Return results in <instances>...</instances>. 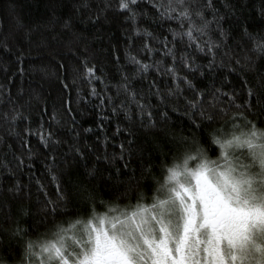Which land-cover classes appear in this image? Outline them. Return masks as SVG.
<instances>
[{"label": "trees", "instance_id": "trees-1", "mask_svg": "<svg viewBox=\"0 0 264 264\" xmlns=\"http://www.w3.org/2000/svg\"><path fill=\"white\" fill-rule=\"evenodd\" d=\"M118 4L119 0H0V258L5 264H18L25 241L54 230L56 223L67 227L70 218H86L93 204L98 213L113 205L134 207L138 201L150 205L158 187L156 181H163L165 165L182 159L185 151L194 150L191 140L198 141L209 158L216 159L219 155V149L208 136L211 129L207 123L195 128L184 115L183 97H169L161 102L149 95L155 121L151 126L123 93L117 96L116 86L122 76L131 77L136 71L129 55L144 63L161 58L160 54L148 56L140 51L146 38L135 35L134 27L147 28L156 36L161 32L169 35L167 29L177 27L176 22L154 23L147 0H139L140 7L134 9L137 13H148L138 15L134 26ZM214 4L226 35L221 39L213 23L202 39L210 38L220 44L216 62L223 60L225 66L205 76L196 73L189 78L199 88L215 83L222 91H235L243 97L244 81L252 87L264 81V55L254 51L255 43L250 39L264 37V0H214ZM206 18L212 20V14L208 13ZM153 47L159 48V44L153 43ZM183 47L178 45L180 49ZM194 55L196 63L205 66L211 58L207 53L194 52ZM237 59L240 65L235 64ZM85 62L95 66V75L100 80L88 82ZM232 67L236 71H230ZM184 74L182 71L181 75ZM154 78L166 92L170 78L157 77L150 69L147 80ZM147 80L137 76L132 83L139 91ZM92 88L100 95H91ZM184 95L190 98L189 93ZM109 96L113 103L107 99L101 103L102 98ZM122 101L128 104L127 116L123 111L112 112ZM237 103H242V99ZM165 105L169 106L166 121L159 115ZM172 106L178 111H171ZM253 112L259 113V118L246 113L248 118L264 129V113L259 107H254ZM4 113L9 114L8 121L2 118ZM16 113L27 119L18 117L12 121L10 117ZM41 123L54 133L53 139L60 141L58 145L43 148L38 136L29 135L32 149L29 153L21 148L20 138L8 131L12 128L24 136L26 127L35 130ZM220 123L218 120L211 127H219ZM117 128L121 130L119 133ZM182 136L188 137L189 142H181ZM6 144L13 148H7ZM121 144L125 146L123 160L119 158ZM73 146L80 148L83 158L72 150ZM13 153L24 160L21 168H17ZM50 154L56 157L54 174L67 198L66 203L59 205L60 214L55 215L49 212L44 196L47 192L48 198L57 199L56 186L48 172L52 161L46 157ZM90 170H95L92 176L88 175ZM37 181L44 185L43 190ZM17 182L23 188L19 196L8 191ZM89 193L94 199H88ZM101 201L106 204L101 205ZM22 207L27 215L20 213ZM16 227L26 230L23 239L11 234Z\"/></svg>", "mask_w": 264, "mask_h": 264}, {"label": "snow or ice", "instance_id": "snow-or-ice-1", "mask_svg": "<svg viewBox=\"0 0 264 264\" xmlns=\"http://www.w3.org/2000/svg\"><path fill=\"white\" fill-rule=\"evenodd\" d=\"M147 2L153 11L154 23L176 22L177 27L167 29L171 39L163 32L156 36L147 28L134 27L135 35L146 38L140 51L148 56L160 54L161 58L144 63L137 56L129 55L128 59L136 71L131 77L122 76L116 86L117 96L123 93L151 126L155 121L149 95L161 102L169 97H183L184 115L191 119L195 128L207 123L211 129L208 136L219 149V155L216 159L209 158L207 150L195 139L191 140L194 150L185 151L182 159L176 158L170 166L165 165L163 181H156L158 187L150 205L138 201L134 207L128 205L121 209L119 205H113L98 213L93 204L86 218H70L67 227L56 223L54 230L49 229L37 239L25 241L18 264H264V129L246 114L256 115L258 119L259 113L253 112L254 107H259V111L264 113V81L256 87L244 81L243 97L235 91H222V87H216L215 83L208 88L197 87L189 76L196 73L205 76L225 66L223 60L219 64L216 62L220 44L210 38L202 39L208 35L213 23L217 25L216 31L221 39L226 35L220 27L222 18L216 15L214 0ZM137 7H140L139 0H119L118 9L128 13L127 19L134 26L138 15H148L137 13L134 10ZM208 13L212 14V20L206 18ZM250 39L255 43L254 51L264 55V37ZM153 43L159 44V48L153 47ZM179 44L184 45L183 49L178 48ZM194 52L207 53L211 57L206 66L196 63ZM235 64L240 65V60H235ZM150 69L157 77L167 75L170 78L171 84L166 92L157 79L147 80ZM182 71L186 74L181 75ZM230 71H236V68L232 67ZM84 73L89 83L101 79L95 75V66H88L87 62ZM137 76L147 80L139 91L132 83ZM185 92L190 94V98L184 95ZM91 95L100 94L92 88ZM104 99L113 103L110 96L102 98L101 103ZM238 99H242V103H237ZM168 107L165 105V110L159 112L164 121L169 118ZM118 111L127 116L128 104L122 101L118 107L112 108L114 114ZM171 111H178V108L172 106ZM18 117L27 119L21 113L12 115L10 119L16 121ZM2 118L8 121L9 114L4 113ZM218 120L220 126L212 128ZM8 131L20 138L21 148L29 153L32 151L27 139L29 135L38 136L41 146L46 149L60 143L53 139L54 133L47 131L43 123L35 130L26 127L24 136L12 128ZM120 131L117 128V132ZM180 140L189 142L188 137L182 136ZM132 143L130 140L129 145ZM5 146L13 148L11 144ZM72 150L83 158L79 147L73 146ZM120 151L119 158L123 160V144ZM13 158L17 168H21L24 160L15 153ZM46 158L52 161L48 172L51 183L56 186L57 199L48 198V193L44 192L45 204L50 206L51 214H60L57 211L59 205L66 203L67 198L54 174L55 155L50 154ZM124 166L127 167V163ZM94 171L90 170L88 175L92 176ZM37 184L41 190L44 189L40 181ZM8 191L19 196L23 188L17 182ZM88 199H94L91 193ZM105 204L101 201V205ZM19 211L23 215L28 214L23 207ZM22 233L26 234V230L16 227L11 234L23 239ZM0 264H5L3 258H0Z\"/></svg>", "mask_w": 264, "mask_h": 264}, {"label": "rangeland", "instance_id": "rangeland-1", "mask_svg": "<svg viewBox=\"0 0 264 264\" xmlns=\"http://www.w3.org/2000/svg\"><path fill=\"white\" fill-rule=\"evenodd\" d=\"M193 166H194V165H193ZM151 203H152V202H151ZM151 203H150V204H151ZM121 209H124V208H121ZM128 210H131V209H128Z\"/></svg>", "mask_w": 264, "mask_h": 264}]
</instances>
